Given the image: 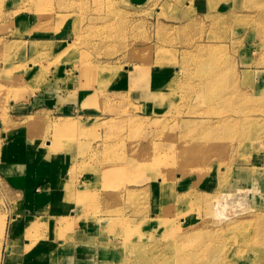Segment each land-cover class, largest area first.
<instances>
[{
    "label": "rangeland",
    "instance_id": "374dc122",
    "mask_svg": "<svg viewBox=\"0 0 264 264\" xmlns=\"http://www.w3.org/2000/svg\"><path fill=\"white\" fill-rule=\"evenodd\" d=\"M25 21L61 39L39 45L37 73L91 93L72 117L29 110L14 125L72 153L68 174L89 181L70 224L114 235L107 264H264V0H0L3 102L23 97ZM163 70L168 89L139 94Z\"/></svg>",
    "mask_w": 264,
    "mask_h": 264
},
{
    "label": "crops",
    "instance_id": "0c3cea01",
    "mask_svg": "<svg viewBox=\"0 0 264 264\" xmlns=\"http://www.w3.org/2000/svg\"><path fill=\"white\" fill-rule=\"evenodd\" d=\"M23 25L19 40L25 48L17 62L20 71L12 75L17 80L24 79L20 91L23 97L7 102L0 100V116L8 105L7 115L15 126L9 127L11 132H6L0 121V264H107L111 258L102 248V242L105 238L115 239L114 235L102 232L94 219L84 216L74 225L70 224V218L82 212L78 209L79 196L88 180L84 177L77 180L68 174L74 163L72 153L67 150L49 152L47 147L29 141L23 131L16 130L21 126L14 125L18 123L16 119L29 110H49L56 117H72L91 92L78 88L73 79H63L66 73L58 75L56 67H51L45 76L38 74L42 69L30 58L36 56L40 44H56L61 39L43 36L45 30L37 29L35 21L34 25L31 21ZM29 26L37 31L28 32ZM154 73L162 79L160 84H153L158 83V79L148 80L139 94L150 96L154 91L163 94L168 89L169 74L165 70ZM129 84H126L127 89ZM145 103L141 106L150 109ZM51 145L46 143V146ZM204 186L209 187L210 183ZM185 192L170 191L169 202L180 203L178 197ZM164 196L167 195L158 193L160 199ZM158 204L157 200V208ZM157 216L149 213L148 219L153 218L154 222L159 219Z\"/></svg>",
    "mask_w": 264,
    "mask_h": 264
},
{
    "label": "bare ground",
    "instance_id": "6f19581e",
    "mask_svg": "<svg viewBox=\"0 0 264 264\" xmlns=\"http://www.w3.org/2000/svg\"><path fill=\"white\" fill-rule=\"evenodd\" d=\"M189 3V2H188ZM110 71V70H109ZM106 72V71H105ZM111 72V71H110ZM158 96H161L160 94L159 95H157V96H155V99H158ZM61 123H63L62 125H64V126H70V122L69 121H65V120H62V122ZM184 174H186V172H184ZM84 192V191H83ZM218 214H220L221 212H220V210H218V212H217Z\"/></svg>",
    "mask_w": 264,
    "mask_h": 264
}]
</instances>
